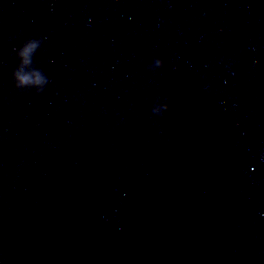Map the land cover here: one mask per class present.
<instances>
[{
    "label": "clouds",
    "instance_id": "clouds-1",
    "mask_svg": "<svg viewBox=\"0 0 264 264\" xmlns=\"http://www.w3.org/2000/svg\"><path fill=\"white\" fill-rule=\"evenodd\" d=\"M39 47L40 42L31 39L27 40L19 49H14L19 63L13 70L12 78L17 89H23L29 86H39L37 92H40L43 90V85L48 82L47 78L39 69L31 67L33 64L32 57ZM162 65L163 61L161 59H156L155 66L158 68ZM30 67L31 70L28 71L27 69ZM168 108L169 105H164V110L159 112V114L163 115Z\"/></svg>",
    "mask_w": 264,
    "mask_h": 264
}]
</instances>
